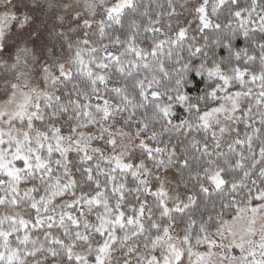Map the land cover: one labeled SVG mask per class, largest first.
Masks as SVG:
<instances>
[{
  "label": "snow or ice",
  "instance_id": "obj_1",
  "mask_svg": "<svg viewBox=\"0 0 264 264\" xmlns=\"http://www.w3.org/2000/svg\"><path fill=\"white\" fill-rule=\"evenodd\" d=\"M0 264H264V0H0Z\"/></svg>",
  "mask_w": 264,
  "mask_h": 264
}]
</instances>
